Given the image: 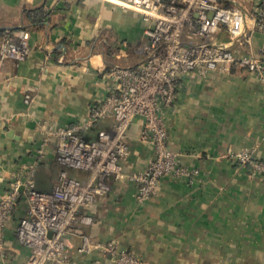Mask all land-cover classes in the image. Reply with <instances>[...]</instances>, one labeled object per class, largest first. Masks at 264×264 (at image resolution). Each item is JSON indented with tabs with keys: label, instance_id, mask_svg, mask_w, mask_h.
<instances>
[{
	"label": "crops",
	"instance_id": "1",
	"mask_svg": "<svg viewBox=\"0 0 264 264\" xmlns=\"http://www.w3.org/2000/svg\"><path fill=\"white\" fill-rule=\"evenodd\" d=\"M221 4L246 13V35L232 47L264 60V28L255 19L258 1ZM28 11L36 17L31 20ZM146 25L139 11L114 0H0V43L8 31L17 37L27 33L30 46L25 61L0 57V197L20 165L34 161L43 137L37 121L57 128L85 119L112 84L104 72L145 58ZM216 35L228 41L224 27ZM164 118L169 147L198 174L164 175L144 201L136 198L137 182L110 177L109 192L81 208L90 222L72 225L70 253L78 255L83 232L102 242L117 239L145 264H264V173L235 159L243 148L264 159V84L242 66L227 73H193ZM143 122L136 117L127 130V172L146 169L155 157L141 135ZM106 124L97 121L84 136L98 139ZM59 171L52 142L36 168L37 188L52 190ZM26 209L22 196L5 228L0 255L5 264H25L29 257L15 234ZM95 258L106 257L94 251L80 261Z\"/></svg>",
	"mask_w": 264,
	"mask_h": 264
},
{
	"label": "built area",
	"instance_id": "2",
	"mask_svg": "<svg viewBox=\"0 0 264 264\" xmlns=\"http://www.w3.org/2000/svg\"><path fill=\"white\" fill-rule=\"evenodd\" d=\"M114 1L143 15L147 24L146 42L142 45L145 58L137 64L117 63L109 67L104 74L112 79V84L82 121L57 128L50 127L48 121H37L43 137L34 161L20 165L0 197L2 257L7 222L23 196L27 209L15 234L30 251L25 264H84L80 258L94 251L106 258H95L86 264H143L139 255L120 247L117 239L102 242L83 232L75 249L78 255L73 256L69 240L72 225L91 220L81 213V208L109 192L110 177L137 182L136 198L144 201L156 193L162 176L198 174V169L183 163L181 153L169 147L164 118V112L174 107L180 88L193 73H227L242 66L264 84V60L248 50L232 47L246 35L247 17L242 8L224 6L221 0ZM257 1L256 23L264 28V0ZM222 27L228 41L217 39ZM29 54L28 34L14 38L7 31L0 43L1 59L21 62ZM136 117L143 118L141 135L151 142L155 157L146 169L127 172V130ZM99 120L107 121L105 128L98 139H87L84 132ZM52 142L60 171L53 189L44 191L37 188L36 168ZM235 159L254 173H264V159L257 158L253 149L237 151ZM74 170L86 174L77 176ZM0 264H5L3 259Z\"/></svg>",
	"mask_w": 264,
	"mask_h": 264
},
{
	"label": "trees",
	"instance_id": "3",
	"mask_svg": "<svg viewBox=\"0 0 264 264\" xmlns=\"http://www.w3.org/2000/svg\"><path fill=\"white\" fill-rule=\"evenodd\" d=\"M28 17L31 19V18H35L36 17V12H32V11H28ZM39 14V13H38ZM32 20V19H31ZM10 31V30H9ZM3 32V31H2ZM10 32H12V31H10ZM4 33V32H3ZM14 38H17V36H13Z\"/></svg>",
	"mask_w": 264,
	"mask_h": 264
},
{
	"label": "rangeland",
	"instance_id": "4",
	"mask_svg": "<svg viewBox=\"0 0 264 264\" xmlns=\"http://www.w3.org/2000/svg\"><path fill=\"white\" fill-rule=\"evenodd\" d=\"M141 258H142V257H141ZM142 260H143V258H142ZM143 262H144V260H143ZM143 264H145V262H144Z\"/></svg>",
	"mask_w": 264,
	"mask_h": 264
}]
</instances>
